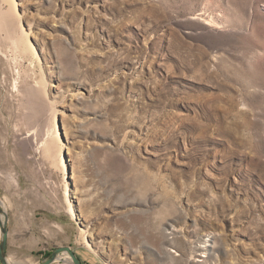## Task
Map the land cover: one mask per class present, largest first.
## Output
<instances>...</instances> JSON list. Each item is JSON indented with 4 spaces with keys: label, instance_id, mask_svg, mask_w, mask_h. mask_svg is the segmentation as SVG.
<instances>
[{
    "label": "rangeland",
    "instance_id": "rangeland-1",
    "mask_svg": "<svg viewBox=\"0 0 264 264\" xmlns=\"http://www.w3.org/2000/svg\"><path fill=\"white\" fill-rule=\"evenodd\" d=\"M0 203L12 264H264V0H0Z\"/></svg>",
    "mask_w": 264,
    "mask_h": 264
},
{
    "label": "water",
    "instance_id": "water-1",
    "mask_svg": "<svg viewBox=\"0 0 264 264\" xmlns=\"http://www.w3.org/2000/svg\"><path fill=\"white\" fill-rule=\"evenodd\" d=\"M8 217L0 203V264H9L7 260L6 248L8 239ZM66 254L69 256L73 264H82L76 254L69 247L55 248L40 264H53L60 255Z\"/></svg>",
    "mask_w": 264,
    "mask_h": 264
},
{
    "label": "crops",
    "instance_id": "crops-1",
    "mask_svg": "<svg viewBox=\"0 0 264 264\" xmlns=\"http://www.w3.org/2000/svg\"><path fill=\"white\" fill-rule=\"evenodd\" d=\"M8 217V216H7ZM7 223H8V221H7ZM8 245H9V235H8V239H7V248H6V254H8ZM82 263L83 264H92L90 261H83L82 260Z\"/></svg>",
    "mask_w": 264,
    "mask_h": 264
},
{
    "label": "bare ground",
    "instance_id": "bare-ground-1",
    "mask_svg": "<svg viewBox=\"0 0 264 264\" xmlns=\"http://www.w3.org/2000/svg\"><path fill=\"white\" fill-rule=\"evenodd\" d=\"M8 263H9V264H12V263L9 262V259H8ZM13 264H17V263H13Z\"/></svg>",
    "mask_w": 264,
    "mask_h": 264
}]
</instances>
